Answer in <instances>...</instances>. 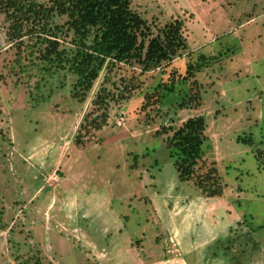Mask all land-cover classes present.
Returning <instances> with one entry per match:
<instances>
[{"label":"rangeland","instance_id":"rangeland-1","mask_svg":"<svg viewBox=\"0 0 264 264\" xmlns=\"http://www.w3.org/2000/svg\"><path fill=\"white\" fill-rule=\"evenodd\" d=\"M130 4L153 34L179 17L192 52L140 76L142 87L110 102L107 125L85 144L77 135L96 114L91 101L102 82L114 90L139 69H103L83 103L71 97L74 77L60 70L46 76L47 98L31 108L28 90L7 75L15 47L0 12V264H264V159L236 140L251 133L264 150V0ZM219 51L222 61L196 73L199 109L176 107L185 84L159 107L141 108L171 66L183 74L197 53ZM198 114L206 121L203 160L181 182L165 143ZM213 164L224 190L207 197L195 178Z\"/></svg>","mask_w":264,"mask_h":264},{"label":"trees","instance_id":"trees-1","mask_svg":"<svg viewBox=\"0 0 264 264\" xmlns=\"http://www.w3.org/2000/svg\"><path fill=\"white\" fill-rule=\"evenodd\" d=\"M0 12L8 22L7 41L15 47L7 75L14 78L16 85L28 90L31 108L47 98L42 90L46 76L53 77L60 70L74 77L71 97L83 103L103 69L110 73L120 64L139 69L136 75L120 77V84H115L114 90L105 86L106 81L102 82L91 101L96 114L85 119L80 125L84 133L77 135V141L84 144L89 133L107 125L110 102L129 99L143 85L140 76L157 68L165 72L172 61L189 48L179 17L171 18L153 34L149 23L131 8L130 0H50L48 4L38 0H0ZM55 16L67 19L58 24ZM68 33L71 38L66 42L69 46H65L64 36ZM228 51L229 48L226 53ZM191 52L188 50L187 54ZM224 53H197L195 60L187 63L183 74L171 66L166 80L144 93L141 108L159 107L177 84H185L186 91L176 107L199 109L203 103L202 83L196 79V73L222 61ZM205 128V118L198 114L173 129L166 140L168 155L181 182L191 179L203 157ZM168 129L171 127L161 130ZM236 140L251 147L260 162L264 159L261 141H255L251 133L237 136ZM137 158L134 154L133 159ZM195 183L207 197L223 194L224 184L215 164L197 175ZM1 215L0 211V221ZM33 264H39V259Z\"/></svg>","mask_w":264,"mask_h":264}]
</instances>
